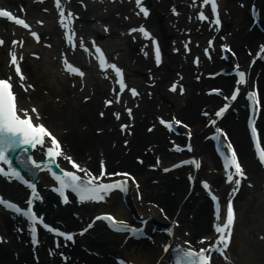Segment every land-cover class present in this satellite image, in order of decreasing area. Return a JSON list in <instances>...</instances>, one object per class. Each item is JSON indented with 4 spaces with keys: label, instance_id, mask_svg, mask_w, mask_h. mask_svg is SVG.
<instances>
[{
    "label": "bare ground",
    "instance_id": "1",
    "mask_svg": "<svg viewBox=\"0 0 264 264\" xmlns=\"http://www.w3.org/2000/svg\"><path fill=\"white\" fill-rule=\"evenodd\" d=\"M24 3H26V7H30V8H36L37 5L35 4H31L29 2V0H23ZM168 0H162V3H165ZM257 1V5L259 6V11L260 12V20L264 23V0H256ZM157 6V5H156ZM159 7H161V5H158ZM157 6V7H158ZM238 13L241 12L240 15V30L235 31L234 35L231 37V41L232 44L234 46V48L236 49V51H238V56L239 59L241 61L244 60V56H243V51H241V47L243 45H248L252 48L255 47L256 42L258 41L259 38L262 37V35L260 34V32L258 30H256L255 28L248 30L246 28L245 24H249L251 21L248 19L247 15L244 13L245 11H241L238 10ZM109 17L112 18V15H110ZM44 18L46 19L45 22V27H49L50 26V21H48V17L44 14ZM104 20H107V18H103ZM114 22L116 24H118V20L116 18H113ZM248 22V23H247ZM156 27L155 31L158 34H163V32L160 33L161 29L158 28V26L154 25V28ZM52 30V28H51ZM170 32L169 29H167V32ZM165 32V33H167ZM54 33V32H53ZM127 42H125V46H127ZM27 46V45H25ZM132 45L129 43L128 48H131ZM24 48V47H23ZM22 48V49H23ZM29 47H26L25 49H27ZM29 51H34L33 48L32 50ZM36 51V50H35ZM45 52H42L41 54V58L40 61L42 63H39L38 61H36L35 59H28L26 58V60H28V64H24V70L26 71V74L29 78V81L40 84L41 85V75L43 74H47L46 72L48 71L47 66H45L44 62V58L43 55ZM167 63L168 60H171V57H167L166 58ZM138 61V60H137ZM165 61V62H166ZM1 64L2 62H0V69H1ZM258 68V66L255 67V69ZM142 70L141 65H137V66H128V71L131 73L133 72H138L136 73V75H139V71ZM141 75V74H140ZM53 77V76H52ZM188 76H186V82ZM45 79V78H44ZM53 82L52 86H49L50 89H59L58 92H63L64 89L61 87V80L63 78H59L57 79H53L50 78ZM93 79H96L95 77H92L91 79H89L88 83L90 82V84L93 85L95 92L92 94L91 99L88 101L86 100L85 102H83V104H78L76 103V101L74 102L73 105H66V104H62V103H53L52 101H48V99H46L44 101V103L39 104V108L44 110L47 109L50 113L52 112V115H56V117L59 118V120L64 121L63 125H65L66 127H70L71 133H69V137L71 138L68 139L69 144L71 147L75 148V149H79V147H75V144H79V142H85L84 144L87 146V148L89 149L88 154L89 155H95V153L97 154V151L100 150V148L103 150L104 155H106L107 158V164L109 166H111L112 164L115 165V162L117 160V157L119 155H121V152L123 151L122 147L120 146V144H118V140H120V136L118 135L117 131L115 130V128L112 131H108L112 128L110 127H114L113 122L111 117L108 114H105L103 117V119L98 118V116H96L95 112L99 111L98 107L100 108V99L102 96V92H104V85L105 83L103 81H92ZM141 79V77L139 78V80ZM163 79V78H162ZM258 83H259V89H260V95L262 98V104H263V108H264V70H262L259 74L258 77ZM227 80V79H226ZM40 81V82H39ZM190 82V80L188 81ZM208 82L216 84V85H220L223 87V83H224V79L221 77L216 78L215 80H208ZM191 85H193V82H190ZM196 86H198L197 84H195ZM87 91L89 88H87ZM189 94L186 97V105L185 106H181V104H179V102H175L174 105V109L175 111L180 115L183 116L185 118L186 121L194 124V131L195 134L193 136V139L198 147V150H200L201 152L198 154H204V156H208L205 157L204 163L208 164V166L210 165V162H212L215 159H213V156L209 150V144L207 142H203L200 140V136L198 134V129L201 127V124L204 123V121L202 119H200L198 117V115L193 111L194 108H197L200 105H204V104H208L211 101H215L217 100L216 97H212L209 96L205 97V96H196L193 95L191 90L188 91ZM174 101L172 100V103ZM60 104V108H57ZM143 104V103H142ZM145 104V105H144ZM143 104V108L141 110L143 112H146V116L144 118L139 119V117L141 116L140 114H136V118H135V125L133 127L132 130V137L130 138L129 141V146L131 147V151L130 152H140L141 150L144 149L145 145L154 142H158V146L155 148L154 152L157 153H161V157L164 159L165 157L169 156L170 153L165 151V132L159 130V129H155L153 131L152 134H148L146 132H144L143 130V122H146L148 118H151L153 116L154 113V105L150 102H148L147 100H145ZM77 107V109H76ZM144 109V110H143ZM54 115V116H55ZM226 122V126L227 129H229L230 131V135L232 137V139L235 141V143L237 144V148L239 150L240 153V157L243 159L244 164H246L245 166L248 167L251 175V177L255 180L256 182L258 181V174H257V167L254 164L252 157H251V153L249 152V148L248 146H246V142L245 140L248 138L246 137V131H245V136H244V131L242 130L241 127H238L237 125L233 124L231 121H225ZM264 123V122H263ZM85 125V129L82 130V128L80 126ZM264 126V124H263ZM96 128H103V132L101 134H96L95 132L93 133V129L95 130ZM68 137V138H69ZM116 140L115 146L112 147V145H110V143L112 141ZM86 148V149H87ZM82 149H79V151H81ZM83 151V150H82ZM81 151V152H82ZM146 159H150L148 157H150L149 155L145 156ZM129 162V163H127ZM215 162V161H214ZM131 164L130 163V156L129 154H124L122 159H119V164ZM134 171L136 173H138L139 175V179L142 182V192L144 195L145 200H154V201H158L160 202V204H163L165 206V209L168 211L169 214H175L176 212V208L178 206V203L180 202V193L182 192L181 188L183 187V185H185V181H179L176 183H173L171 186L173 190H176V194L174 196H169L168 194L165 195V197H159L157 196V192L155 191L154 187L152 185H150L149 182V176H151V172L145 171L143 166L140 165H135V167L133 168ZM215 182H217V180H214ZM166 186L164 184L160 185V189H163ZM166 191V190H165ZM137 194V193H136ZM136 194L133 196V199H135ZM161 193H159L158 195H160ZM192 199H194V202H198L201 200L200 204L196 203V210L194 212V215L192 216V219L188 220L185 219V214L186 211L188 210H192V206L193 205H189L187 203V201L181 206V209L178 213V218L181 220V225L177 228H175L176 231V235H182V239L183 237V233L182 231L184 230V227L187 225H189V223H191V228L194 230L195 232H200L201 234H205L206 232L209 231L208 228V223H209V219L208 221H206V208H205V201L202 199V196L200 195H195L192 196ZM257 199V198H256ZM135 201V200H134ZM127 205L129 206L130 209H132L133 204H132V200H130V198H127L126 200ZM138 202H135V204H137ZM253 201L250 198L245 199L244 203L241 204V206L243 207H247V206H252ZM259 203H261V200L259 198ZM258 203V204H259ZM115 213H117V216H121L123 218L127 217L129 215L128 211H131L126 209V207L124 205H122L121 203L115 207L114 203L111 206ZM105 207H103L102 205H100L99 210L103 209ZM194 210V209H193ZM151 215L154 214V210L151 209L150 210ZM246 212H244V216H246L245 220L251 219V216L249 215V212L247 210H245ZM61 212V211H60ZM66 212L62 211L61 213H59V215L64 216L67 218V215L64 214ZM159 215V214H158ZM153 217H156L157 219V215H153ZM70 218V217H69ZM71 220V218L69 219ZM72 221V220H71ZM163 221V220H162ZM188 223V224H186ZM71 224H73L71 222ZM186 224V225H185ZM96 233H98L99 237H96L95 240H91L88 239L86 237H82L80 239L81 243L84 242V244L87 245L88 248L94 249L97 253H101V257H96L94 255H87L85 253H83L81 250H74L75 252V256H79V261L81 260H85L88 263H93V264H112L111 260H110V254H118V253H122L124 254L126 257L128 258H134V250H132L133 248L135 249H139L140 246H134V244L132 242H128L124 247H118V244L116 242L119 241L120 239V244H121V240L123 239V235H114V237L109 236V240H107L105 238V236H103L102 234H100V232L96 231ZM246 233V232H245ZM247 234H244L242 231H240L239 236L241 238H246ZM249 236V235H248ZM156 240L158 242V240H161L163 238H165L163 235L160 234V232H158L157 234H155ZM171 241L170 237H166L165 239H163L162 242H168ZM241 242V239L239 238L237 244H236V248L234 249V253L235 255H237V261L236 264H256L255 263V257L256 255H262L264 256V253L262 254V251L259 248V244L254 243V246H249L247 245V243H245L243 241V243L241 244V247L238 246ZM141 244V243H140ZM16 250L17 251V257L18 259H29L28 256V251L27 249H24L23 247H19V244L16 243V241H12V243L10 244H3L1 246V250H0V264H18L16 260H14L15 258L11 256L12 251ZM240 250V251H239ZM109 255V257H108ZM140 260H138L139 264H153L156 261H159L161 264L162 263V258L165 257L164 254L161 253V249L155 246H146L143 249L142 254H140ZM41 262H39L38 264H44V262H47V258L45 255H43V253L41 254ZM161 258V259H160ZM160 259V260H158ZM78 261V262H79ZM152 261V262H151ZM28 264H35L34 262L31 263V261ZM52 264H56V260H53Z\"/></svg>",
    "mask_w": 264,
    "mask_h": 264
},
{
    "label": "snow or ice",
    "instance_id": "2",
    "mask_svg": "<svg viewBox=\"0 0 264 264\" xmlns=\"http://www.w3.org/2000/svg\"><path fill=\"white\" fill-rule=\"evenodd\" d=\"M136 5L140 8L142 14L147 17L149 15V9L145 7L141 0H135ZM210 4L211 12L215 17V25L219 26L221 24V20L219 17L218 12V4L217 0H202V6ZM55 5L59 10V22L65 28L68 29L66 32V38L70 45L75 46L74 44V37H76V33L74 30L71 29L70 23H65V20L69 17H72L74 14L71 11H68L67 14L65 12V8L61 6V0H55ZM173 12L176 11L175 7H173ZM198 16L201 20H208L209 17L205 14V11L201 10L198 13ZM0 17H6L11 21H14L17 25H21L26 29L31 28V25L26 21V19L22 18L20 15L14 14L12 11L6 10L5 8L0 7ZM38 23L43 24L44 21L40 20ZM107 28V26H105ZM129 31H136V29H129ZM139 31L143 33L145 37H149L152 34L143 26H139ZM31 35L35 37L37 40H40V36L36 31H31ZM12 44H16V40L11 41ZM95 44V41H92ZM155 43V40H153ZM211 43V41H209ZM5 41L3 38H0V45H4ZM80 47H86L83 40L81 39L79 42ZM222 47L227 50H231L228 44H223ZM96 53L99 54V66L101 68H105L108 66V61L105 58L104 53L102 52L101 48L97 45L95 47ZM207 51V50H206ZM156 62L157 64L160 63V49L159 46H156ZM264 53V45L259 47V51L256 55H260ZM147 54V53H145ZM35 55V53H34ZM22 59V57H21ZM198 62V60H197ZM10 63L15 65L16 73L20 74L21 83H23V73L21 72V67L17 62V53L15 51L11 52ZM64 64L68 68V70L72 73H78L81 77L84 75V72L81 70L80 67H75L73 64L69 63L68 59H64ZM111 67L115 70V74L119 77V90L122 92L126 87L123 71L120 67H118L115 63L111 64ZM239 76L241 81L245 79V73L243 71L239 72ZM9 79L0 78V162H4L7 164V169L3 166H0V173L5 176H15L20 179L25 185H27L31 189V197L28 199L27 207L21 208L18 203L13 202L12 200L6 199L3 196H0V205H4L7 209L15 211L16 213H21L24 217H26L31 223L29 224L32 230V241L33 243H38L37 235H36V222H39L43 225L45 229H49L52 233L59 234L63 236L66 240L73 239V233L69 231H61L59 227H53L51 224L46 223L42 216L37 215V213L33 210V203L34 200L39 198L43 199L39 196L37 192L36 184L33 183L31 180L24 179L18 169L12 167L11 160L9 159L7 153L10 149H15L18 145H30L32 148H36L37 145L41 146V149L46 148V152L44 155L46 157L55 158L57 156L63 155L61 142L57 139V137L43 124V123H34L33 122V115L34 113L36 118H39V111L33 105L31 109L26 108L22 105H18V100L16 97L15 92L13 91V85L9 82ZM28 87H32V85H28ZM177 85L173 83L171 88L175 90ZM132 95H138V90L135 87H131L130 89ZM183 91V88H181ZM212 91H217L213 89ZM239 89L234 91L231 94V98L235 99L237 92ZM248 97L252 100L253 105H259L260 101L258 99L257 93L255 91L249 92ZM87 100L88 97H85ZM115 101L120 100L119 94L114 97ZM113 99L106 100V104L111 105L113 103ZM228 107L225 104L221 107L217 112L216 116L223 115L225 109ZM129 116L132 115V109H126ZM101 116L104 115L103 112L100 113ZM115 116L119 118L120 113L116 112ZM215 123V121H211ZM162 123L168 124V127L171 128L172 124L166 120L162 119ZM176 124L181 123L179 120H175ZM249 125L251 128V136L252 140L255 145V149L259 156L261 162H264V147H261V140L258 134V130L253 123L252 120L249 121ZM187 127V126H186ZM122 129H126L127 125L121 124ZM217 132H223V129H217ZM191 135V133H189ZM226 136L227 134L224 133ZM50 137V144H48L45 140V137ZM125 144L128 143L127 140L124 142ZM187 147L191 148V145H187ZM227 152L222 153L224 155V167L225 169H234V171L229 170L227 172V179L228 181H233L236 185H240L241 178L246 176V173L239 162L237 157V153L233 148L230 141L226 144ZM28 159L31 163L36 167L40 168L41 165L44 167H49L51 163L55 162L54 159L52 160H42L37 161L32 156H28ZM66 159L73 165L74 168L80 169L84 175H78L76 171H68L65 170L63 175H58L56 172H52L51 174L54 176L55 180L58 181L59 186L55 187V191L60 194L65 202L68 201V196L65 194L66 188H71L74 192H76L79 196L80 201L86 200H103L105 194L111 191L114 188H121L126 190V180H114L111 183H105L101 180V177L108 175H121L124 177L129 176V173H108L104 170V162L101 161V170L98 175L92 174L90 170L86 168V166H82L77 163L71 156H66ZM193 161H188V163H192ZM183 163V162H182ZM196 167H199V162L195 161ZM175 167V165H174ZM168 169H165L167 171ZM132 179H135L132 177ZM203 186L205 188H209V184L207 181H202ZM237 189H233L236 191ZM212 199L217 201L218 198L213 194ZM219 203H217V217L219 219ZM104 219L111 223V226L118 230H127L132 233L138 231L137 228L128 225L124 221H119L110 213H102L100 217L97 219ZM235 213L234 207L231 200L227 201L226 205V217L223 223H216L215 230L219 234L214 243H209L207 247H200L198 250H195L192 247H188L186 249H180L179 253L177 254L173 264H210V252L209 249L215 248L217 251L223 253L229 247L230 244V237L232 232V226L234 224ZM178 223V221L174 222ZM92 225L89 224L88 227L90 228ZM87 229H81V232L86 231ZM172 232V229L168 230ZM4 237L0 236V241H3ZM201 243L205 240H208L207 237H201ZM179 248V246H177ZM164 248L166 251L169 250V245L165 244ZM64 254L61 253V256ZM228 257L225 256V259ZM65 259H67L65 257ZM119 264H125L124 260L121 258H117Z\"/></svg>",
    "mask_w": 264,
    "mask_h": 264
},
{
    "label": "rangeland",
    "instance_id": "3",
    "mask_svg": "<svg viewBox=\"0 0 264 264\" xmlns=\"http://www.w3.org/2000/svg\"><path fill=\"white\" fill-rule=\"evenodd\" d=\"M184 190L182 189V192H183Z\"/></svg>",
    "mask_w": 264,
    "mask_h": 264
}]
</instances>
